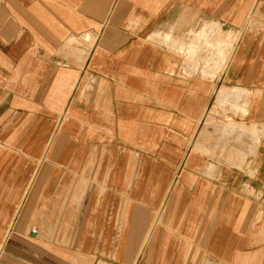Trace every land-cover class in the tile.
Instances as JSON below:
<instances>
[{
  "label": "crops",
  "instance_id": "crops-1",
  "mask_svg": "<svg viewBox=\"0 0 264 264\" xmlns=\"http://www.w3.org/2000/svg\"><path fill=\"white\" fill-rule=\"evenodd\" d=\"M0 264H264V0H0Z\"/></svg>",
  "mask_w": 264,
  "mask_h": 264
},
{
  "label": "rangeland",
  "instance_id": "rangeland-1",
  "mask_svg": "<svg viewBox=\"0 0 264 264\" xmlns=\"http://www.w3.org/2000/svg\"><path fill=\"white\" fill-rule=\"evenodd\" d=\"M252 11H256L255 16H252L254 21L259 15V4L257 5L256 1L249 11L251 15ZM252 23H254L252 21ZM208 116L214 118V122L207 120ZM245 114H243L242 109L232 106L230 103H223L221 106H214L207 113L204 122L198 133L197 140V150L199 153L203 154V158L208 157L209 167H228L230 169H240L242 170L247 164V156L251 155L247 152L248 138L244 137V141L237 140V133L235 131H226L223 132V123L226 122V119L231 118L238 124L234 128H238L242 125H250L249 122L244 121ZM240 144L244 146V158L242 162L236 163L234 154L237 152L235 147ZM235 151V153H230ZM243 152V153H244Z\"/></svg>",
  "mask_w": 264,
  "mask_h": 264
}]
</instances>
